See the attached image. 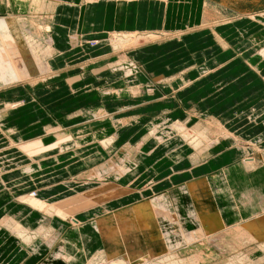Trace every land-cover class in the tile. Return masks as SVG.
Segmentation results:
<instances>
[{
	"label": "rangeland",
	"instance_id": "obj_1",
	"mask_svg": "<svg viewBox=\"0 0 264 264\" xmlns=\"http://www.w3.org/2000/svg\"><path fill=\"white\" fill-rule=\"evenodd\" d=\"M6 1H8L9 5H7L5 0L0 2V12L5 8L9 11H14L16 7L19 12L24 14L20 18L21 20H16L13 17L5 21L0 20V79L5 81V83L3 82L4 84L0 82V87L6 85V83L8 85L5 90L0 91V165L12 166V168L14 167V161L12 156V158L9 157V154H18L20 151L19 147L22 144L40 141L42 150H44L50 148L43 145L44 138L50 144V137L60 135L64 129L70 128L75 130L77 127L83 125H88L87 128L89 129L90 121L86 117H83V113L85 111H91V107L95 105H103L102 101L95 100L94 94H98V92L102 93L101 89L110 87L112 81L115 80L113 76L111 77V73L107 72L108 70H112L113 72L114 69L110 68L111 64L124 60L126 62L125 65L133 67V73L129 76L125 75L127 77L123 83L125 88L109 90L105 95L116 98L129 94L139 96L137 91L141 87L140 81L142 80L141 75H138L139 73H142L149 82H154L157 76L173 78L182 75L186 71L185 69H187L186 66H189L193 62H198L200 67L203 66L205 60L212 61L216 56L224 53L221 48V43L216 37L219 26L233 24L229 22L232 20L231 16H227L222 12L220 7L205 5L203 22L205 24L199 30L186 31L175 35H171L168 31L162 33H138L135 31H127L129 33L111 32L112 34L109 33L102 39L88 40L89 38L76 33V30L80 29L75 28L72 33L61 30L62 28L59 25L61 24L60 20L63 18L61 13L63 4L57 0ZM242 1L250 7H254L255 5L261 6V3H259L261 0ZM104 2L108 1L106 0ZM109 2L114 3V0H110ZM82 4L89 6L84 1ZM263 5L264 1L262 3ZM238 18L242 23L248 20H262L264 18V11L252 12L249 10ZM80 19L79 23L81 21ZM234 31L237 32V30ZM249 31L248 38H252L255 30ZM199 32L200 34H196ZM192 34H196L195 37H189L190 39L179 44L165 47L159 53L154 54L150 58L148 57V61L142 60L139 63L136 62V59H141L146 54L145 50H138L139 48L150 45L151 47L148 50H153L152 48H158L157 44L160 41L159 44L163 45L167 40H183ZM152 36L154 37L152 38ZM85 38L87 40H84ZM192 42L195 43L193 46L190 45ZM79 43L81 47L85 46L84 48H86L84 52L87 53V59L84 61V56L80 58L76 56L74 60L71 59L74 52L68 50L75 49V47L79 46ZM189 45L191 49L187 48ZM100 46L109 48L110 53L108 52L109 54L101 59L98 58L102 56H95V58H92V56L89 58L93 53L92 50L100 48ZM66 55L67 57L64 59L63 57ZM257 55L264 58V51L260 50ZM243 64L244 66L246 65L245 67L248 66L251 71H256V68L252 64L247 65L245 61ZM240 65L241 63L231 65L224 72L223 68H217L219 69L218 71L222 70V73L220 72L219 79L213 80L215 84L212 87L207 85L200 86L197 88V92L191 91L190 94L180 99L181 101H186L183 111L188 119H191H189L187 124L184 123L185 120H182L184 114H181V116L164 114L155 120L146 122L145 125L143 120H136L129 124L127 120L119 121V119L115 118L116 124H120L121 127L117 132L108 134L109 132L106 128L100 134L101 132L99 133V130L101 126L96 125V127L93 126L94 130L92 129L93 131H90V135L93 136L95 133H99V136H93L94 138L92 139L86 136L89 135L88 133H84L83 135L85 136L82 135L72 139L75 147L99 141L103 148L110 149V151L121 147L129 149L133 153L132 155H135V162L147 168V173L140 177L141 180L145 175H148V178L152 179L155 166L166 158L170 160H177L179 158L178 160H181L183 157L192 156L191 159L194 163L199 164L200 161L205 160L213 170L226 169L234 163L240 162L236 168H233L234 171L232 172L236 173L244 169L249 170L251 173L248 176L250 181L248 180L247 183H251L252 186L248 187L245 183V189L242 191L247 190V192H238L237 190L235 191V196L232 197L229 195L231 203L227 202L228 197H226V192H224L225 189L232 191L233 189L230 186L229 188L220 189L221 192H218V196L220 201H223V204L220 203V208L219 204L218 206L215 205L216 209H213L214 204L212 201H209L207 204L197 203V199L198 201L202 200H200V196L204 199L207 197L204 195L206 193L205 191V193L203 191L200 192V196H198L196 194L200 189L197 187L196 194L194 197H191L190 190L179 189L178 191L174 187L175 185H173L150 193L146 200H144L147 204L144 207H137L134 210L132 209V211L118 215L115 212H109L111 211L109 210L106 217L99 218L97 217L98 214H96L90 217L87 223L84 221V218H79L82 213L88 214L93 209L100 210V208L106 207L107 203L116 202L118 199L126 198L135 193V190L131 188L132 185L122 188L116 185L101 184L100 182L103 181L87 178L88 180L99 181V188L83 194L76 199L59 203L67 213L79 220L77 223L65 224L54 218H48L50 220L44 219L43 217L45 216L19 201V197L21 198L25 195L23 194L22 196L15 195L13 201L2 202V204H6L0 207V224L4 219L11 218L31 233H35L42 226H49L52 235L58 238L57 244L59 243L60 245L57 249L59 250L55 248L57 244L52 247L46 240L38 241L36 245L38 248L35 249H39L38 252L41 255L45 250L42 248V245L49 247L50 252L55 250L50 257L52 262H57H53V264H90L98 255L103 256L104 254L111 256L113 260L125 259L134 263H138L142 259H147L149 262H158L164 257L166 258L174 254L181 259L196 256L200 258L201 264H264V249L262 244L264 242L260 240L264 236V232H257L252 222L254 217L261 213L260 209L263 208L264 211V148L257 146L254 142H251V144L243 142L239 134L229 126L237 123L238 119H236V115H242L243 112L252 110L255 103L260 101V98L264 96V82L262 81L264 77L261 75H251L247 73L248 71L246 69L242 68V65L240 67ZM123 68L115 70L124 72L125 68ZM100 69V72H107L104 73V76H107L101 79L98 78V80L93 78L87 80V86L84 88L85 90H82L84 93L77 95L79 98L77 96L76 98L69 96V99H63L69 93L72 95L75 93L72 91L73 88L67 89L66 85L70 86V81L84 74L89 75L91 72H96L95 70ZM263 73L264 71L261 72V74ZM16 81H22V83L17 87L13 85L9 87V84H11L9 82L15 83ZM200 82H197V85ZM43 84H49V86ZM182 85H180V91L191 89L193 84ZM53 87L54 89H52ZM150 90H153V88H150ZM116 92H121V95H116ZM105 104L108 110L113 113L119 112L117 109L119 106L114 103L113 99H106ZM148 104L152 105V102ZM171 104L172 102L169 101L168 105ZM172 108L175 111L179 110L177 105ZM252 113V111L245 112L244 116ZM89 114L94 116L92 112ZM124 115H129L130 118L135 119H145L154 117L155 114L152 111H146L144 113V111L138 110L137 113H125ZM124 115L122 118L128 117ZM96 118L104 120L107 116L102 117L98 115ZM168 119L180 124V126L182 125V132L176 136L174 134L172 137L164 140L160 145H152L150 132L156 128L155 126L158 121ZM137 129L139 131L134 133ZM186 133L188 134V139L182 137ZM62 138L60 136V139L57 140L59 147L66 140L65 137ZM110 138H115V144L112 147H104V142ZM147 139L150 140L149 147H142L143 142ZM194 141L197 144L200 142L199 151L211 144L213 146H210L209 149L200 153L194 148L195 146L193 145H196ZM224 151L229 152L225 153ZM58 155L60 156L61 153L54 154V157ZM121 158H124L122 162L127 160L125 156L120 155L119 158L114 159V162ZM45 161L50 163V157ZM121 164L124 165V163ZM121 164L119 163L118 166ZM166 164L168 165V160L163 161L157 169L165 168ZM116 171V169L110 171L108 175L102 176V179L106 176L114 177V175H117ZM42 173L43 171L39 172L41 176H43ZM127 173L121 174L123 176L120 179H124ZM237 174L239 176L242 173ZM134 175L139 176V173H135ZM235 175L233 174L232 177L233 181L237 183ZM20 176H23L22 178L25 181V184H22L25 186L24 190L19 189L18 187L20 185L10 179L8 180L11 182L0 183V187L4 186V188H9L12 193L17 190L26 192V195L36 193V191H32L34 186L32 182L36 183L34 179L37 176H25L23 173ZM245 178H247L246 175ZM224 179L222 178L220 180L225 182ZM151 187H153V184L149 188ZM234 189H237V186H234ZM213 191L215 194L216 191ZM210 194L213 195L212 192ZM145 196L144 194H140L141 199ZM213 196L216 199V196ZM239 196L243 199H249L255 196L256 202L261 203L260 209L257 203H252V207H257L254 208L255 211L252 212L249 209L244 211L240 207L239 212L237 199H235V197ZM82 198L84 199L83 202H81ZM191 198H194V200L192 201ZM158 200L160 201L157 202ZM141 201L139 200L137 202ZM50 203L52 204V202ZM245 204L249 206L248 203ZM153 208H160L167 214L176 215V219L172 221L173 224L170 223V220L166 221L161 218L152 219L150 223L152 229L146 230L147 232L134 231L128 238L122 239L123 245L120 244L122 246H118L113 242L114 240L108 238L110 229L134 220H140L142 214L149 213ZM209 215H216L218 218H221L227 224L225 228H231L234 225L241 226L240 228L243 226L241 230L244 233H250V239L241 241L239 239L241 233L238 234L236 231L233 235H228L222 239H215L212 232H208L205 228V223H203L205 221L204 217L210 218ZM243 218L244 220H242ZM175 222H179L183 226L178 224L174 225ZM72 230L79 232L82 243H77L78 240L75 242L76 238L74 240L72 238L73 235L69 233ZM193 234H200L198 236V238H202V240L199 239L201 241L200 243L186 241L189 237H185ZM66 237L72 239L75 244H72L70 241H65L68 244V246H65L62 241L66 240ZM209 237H213V240L210 241L212 238ZM62 246L63 248L67 247L66 254H69L68 249L72 251L76 249V257L69 254L72 261L64 262L62 260H54V256L57 253L60 251L63 252Z\"/></svg>",
	"mask_w": 264,
	"mask_h": 264
},
{
	"label": "crops",
	"instance_id": "obj_2",
	"mask_svg": "<svg viewBox=\"0 0 264 264\" xmlns=\"http://www.w3.org/2000/svg\"><path fill=\"white\" fill-rule=\"evenodd\" d=\"M57 1L63 4L61 12L63 18L60 20V23L62 25H59L62 28L61 30L63 32L67 31V33H72L75 28L80 29L76 30V33H78L80 36L89 38L88 40L102 39L105 35H108L111 32L129 33L127 31H135L138 33H162L168 31V33H171V35H175L186 31L199 30L203 28L204 26L202 25L205 24L203 23L205 5H208L210 7H220L222 9V12H224L227 16H231L232 20L229 22L233 24L228 26H219L216 37L221 43V48L224 53L220 56L215 55L216 58L212 59V61H209L208 59L205 60V64L203 66L200 67L198 62H193L189 66H186L187 69H185L186 71L183 72L182 75L173 78L157 76L154 82H149L142 73H139L138 75H141L142 78V80L140 81L141 87L139 88V96L129 94L123 95L120 98H116L114 96L105 95L109 90L118 88L122 89L123 87L125 88V85L123 83L127 79V77L125 76L126 74H124L125 72H118L117 70H113L112 72V70H108L107 72H110L111 77L113 76L115 80H110L112 81V85L110 87L101 89L103 94L100 92H98V94H94L95 100L102 101L103 105H95L91 107V111H85L83 113V117H86V119L90 121L89 129L87 128L88 125L77 127L75 130H72L70 128L64 129V131L60 135H57L56 137H50V144L46 142L47 140L45 138L43 139V145H45V147H50V150L45 151L40 155L50 157V163H47L45 161V159L47 158L39 159L40 164H42L43 166L41 169L43 171V176L39 174L38 169L31 174L37 176V178L34 179L36 183L32 182L34 185L32 191H36V194L39 195L40 198L44 197L43 199L48 200L49 202H52L54 204H58L76 199L83 194L93 191L96 188H99L100 183H104L105 185H116L117 187L122 188H125L128 185H132L131 188L135 190V193L127 196L126 198L118 199L116 202L107 203L106 207L100 208V210L93 209L88 212V214L82 213L79 218H84V221H86L87 223L89 222L88 220H90L89 218L95 216L96 214H98L97 217L99 218L106 217L108 213H103L105 211L108 212L109 210H111L109 212H115L118 215L132 211V209L134 210L137 207H144L147 205L144 200H146L150 193L158 189L161 190L162 188L171 187L173 185H175L174 187L178 189V191L179 189H187V191L190 190L191 197H194V195L196 194L197 187L201 191L199 190L196 195L200 196L199 193L205 191L207 194L204 192V195H206L207 197L204 199L200 196V200H202L198 201L197 199V203L207 204L209 201H212L214 204L213 209L215 208V205L218 206L219 204L220 208L221 204H223V201H220V198L218 196V192H221V188L225 189L226 187L229 188L230 186L231 189H233L232 191H230L229 189L224 190V192H226L225 195H227L226 197H228V203H231L229 200L230 196L233 197L236 195L235 191L238 190V192H247V190H242L245 189V183L248 185V187L252 186L251 183H247V181L249 180L248 176L251 174L250 171L244 169L243 171H237L236 173L232 172L234 171L233 168H236L240 162L234 163L226 169L213 170L210 165L205 162V160L200 161L199 164L194 163L191 159L192 156H186V158L183 157L181 160H170L166 158L158 164L159 166H155V171L152 173V179L148 178V175H145L141 180L140 177L143 174L147 173V168L146 166L135 162V155H132L133 153L126 148L121 147L119 149H115L114 151H110V149L103 148L100 145V142L97 141L94 143H89L87 145L74 147V149L65 151L60 156H56L58 158L54 157V155L51 156V153H59L57 150L61 146L66 147L70 142H72L73 138L80 137L84 133H88L89 135L86 136H89L93 139L96 135L99 136L100 134H102L103 130L106 128L109 132L108 134L119 131V128L121 127L120 124H116L115 118L119 119V121L127 120L129 124L133 123L136 120H143V123L145 125L146 122L155 120L159 116L164 114H175L177 116H181V114H184V118L182 120H185L184 123L187 124L190 118L188 119L187 115L183 111L186 101H181L180 99L190 94L191 91L197 92V88L200 86L207 85L212 87L215 84V81L213 80L219 79V76L222 73V70L218 71L220 69L219 67L223 68L224 72L227 71V69L231 65L241 63L242 68L248 71L247 73H250L254 76L261 75L264 77V73L261 74V72L264 71V58L257 55L260 50L264 51V18L262 20L258 19L256 21L248 20L243 23L240 22L238 18L249 10H251L252 12L264 11V5L262 6L264 0H261L259 2L261 3V6L255 5L254 7L245 5L242 0H142V2L141 0H128L127 4L125 1L114 0V3H111L109 2L110 0H107L108 2H102L97 4L96 6H85V4H82L84 0ZM0 2H2V0H0ZM5 2L7 3V5H9L8 1L5 0ZM84 2L87 4L86 1ZM23 15L24 14L19 12L16 7L14 11H9L7 10V8H5L2 12H0V20L5 21L6 19L11 17L16 18V20H21L20 18H22ZM79 19L81 20L80 23ZM234 30H237V32H235ZM249 30H255L254 36L252 38H248V32H250ZM196 34H200V32ZM196 34L187 36L183 40H167L163 45L159 44L161 42L160 41L157 44L158 48H152L153 50H148V48L151 47L150 45H147L144 48H139L138 50H145L146 54L143 58L136 59V62L139 63L142 60L148 61L150 57H152L156 53H159L160 50L164 49L165 47L171 46L173 44H179L180 42L195 37ZM86 38L84 40H87ZM193 44L195 43L192 42L190 45L193 46ZM190 45L187 46L188 49H191ZM84 47H81L79 43V46L75 47V49H68L74 52L71 59L74 60L76 56L79 58L84 56L83 61L86 60L87 53L84 52V49H86ZM101 47L102 46H100V48H95L94 50H92L93 53L89 56V58H91L92 56V58H95V56H102L98 58L101 59L110 53L109 48L102 47L101 49ZM66 57L67 55L63 58L65 59ZM244 61L247 62V65L252 64L256 68V71L253 72L248 68V66L245 67L246 65L244 66L243 64ZM95 71L96 72L93 71L89 75L84 74L70 81L71 85H69L71 87L66 85L67 89L73 88L72 91L75 93H73V95L69 93V95L64 96L63 99H69V96L76 98V96L80 93H84L82 92V90H85L84 88L88 83L87 80L91 78L98 80V78L101 79L107 76H104V73L107 72H100L101 69ZM199 81L201 82L197 85V82ZM262 81L264 82V79ZM0 82L5 83V81H2L1 79ZM9 83H11L9 84V87L12 85L17 87L20 83H22V81ZM182 84L193 85L191 89H184L183 91H180V85L183 86ZM43 85L49 86V84ZM7 86V83L6 85H2L0 87V91L2 92L3 90H5ZM53 86L55 87V85ZM54 87L52 89H54ZM150 88H153V90H150ZM77 98L79 97L77 96ZM106 99H113L114 103L118 104V113H113L112 111L108 110V107L105 104ZM169 101L172 102L171 105H168ZM150 102H152V105L148 104ZM175 105L179 107L178 111H175L174 108H172ZM138 110L144 111V113H146V111H152L155 115L154 117L149 118L144 117L145 119H135L132 117L130 118L129 115H124L125 113H137ZM249 111H252L253 113L244 116V113H248ZM249 111L243 112L242 115H236V119H238L237 123L231 124L229 126L239 134V137L243 142L249 144H251V142H254L257 146L264 148V96H262L260 98V101L256 102L253 109H250ZM91 112L93 113V115L96 113H102L101 116H107V118L104 120H100L96 118L95 115H90L89 113ZM123 115L128 117L122 118ZM237 116L239 117L237 118ZM96 125L101 126L99 133L101 131L102 132L100 134L95 133L93 137L90 135V131L92 129L94 130L93 126L96 127ZM137 131H139V129H137L134 133H136ZM77 132L78 134H76ZM60 136H62L63 138L65 137L66 140H64L62 145L59 147L58 145L56 146V144L58 143L57 140L60 139ZM149 144L150 140L147 139L143 142L142 147H146ZM224 152L227 153L229 151ZM23 155L21 153L15 155L9 154V157H13L12 159L14 161V167L10 169L14 170L13 173L21 175L24 169L34 166L33 160L30 157ZM120 155L127 158V163H132L124 179H114L109 176L103 177L102 179V176H105L106 174H102L100 178H96L97 180L100 179V181H103L100 183L99 181H92L87 179L86 175L89 174V171L96 167H101V165L104 166L107 162H109V160L111 161L117 157L119 158ZM166 160H168V165L166 164L165 168L158 170L157 167L159 168L161 163ZM45 163H47L48 165ZM15 164H17V166H15ZM35 167L38 168L37 165ZM20 168L23 170H20ZM45 168L49 169L43 170ZM135 173H139V176L134 175ZM237 173L242 174L238 176ZM233 174H236L235 178L237 183L233 181ZM245 175L247 176V178H245ZM10 177L11 176L7 178ZM222 178H225V182L220 180ZM7 182L11 181H6V183ZM152 184L153 187L149 188ZM190 185H194L193 190L190 189ZM234 186H237V189H234ZM213 190L216 191L215 194ZM211 192L216 196L217 200L213 195L210 194ZM224 192L222 191L223 194ZM23 194H26V192L17 190L12 193L9 188H4V186H1L0 207L6 204H2L3 201H13L15 195L19 196ZM140 194H144L146 196L141 199ZM235 199H237L236 201L238 211L240 207H242L244 211L249 209L252 212L255 211L254 208H257L256 206L252 207V203H257L255 196L250 197L249 199H243L239 196L235 197ZM139 200L142 201L137 202ZM191 200L193 201L194 198H191ZM159 201L160 200H158L157 202ZM242 202L248 203L249 206H243L241 204ZM257 204L260 209L261 203ZM242 220H244V218ZM177 224L183 226L179 222L174 223V225ZM69 233L73 235L72 238H74V240L76 238L75 242L78 240L77 243H82L79 232H77L76 230H72ZM68 234L67 236L70 235ZM65 241H70L72 244H75L72 239H68L67 237ZM64 242L62 241V243ZM34 244L37 245L38 242H34L33 244L30 243L28 245L23 243L22 240L17 239L16 236H13L6 229L0 230V264H53V262H56H52L50 258L55 250H52L50 252L49 247H47L46 245H42V248L45 250L41 255L38 252L39 249H35V247L38 248V246H34ZM59 245L60 244L58 243L55 248L57 249ZM68 251L71 256L76 257V249L75 251L68 249ZM63 254H65V250H63ZM70 259L72 261L71 257Z\"/></svg>",
	"mask_w": 264,
	"mask_h": 264
},
{
	"label": "bare ground",
	"instance_id": "obj_3",
	"mask_svg": "<svg viewBox=\"0 0 264 264\" xmlns=\"http://www.w3.org/2000/svg\"><path fill=\"white\" fill-rule=\"evenodd\" d=\"M84 1H86L87 4L90 5V6H96L97 4L102 3V2H104L106 0H84ZM119 1L128 2V0H119ZM146 1H148V0H146ZM141 2H142V0H141ZM153 37L154 36H152V38ZM125 64H126V62L124 60L117 61L114 64H111L110 68L115 70V69H119V68H123L124 67L125 68V71H124L125 73L124 74H126V76H129V75H131L133 73V69H132L133 67L129 66V65H125ZM116 93H117L116 95H118V96L121 95V92H116ZM137 93H139V89H138ZM101 114H97L96 113L94 115H96V117H97L98 115L101 116ZM181 126L178 123L170 121V119L158 121V123L155 126L156 128H154L150 132L151 133V137H152L151 144L152 145H155V144L156 145H160L161 143L164 142V140L172 137L174 134H175V136L178 135V133L182 132L181 128L183 126L182 127ZM182 137L188 139V134L186 133V135H184ZM201 143H203V142H201ZM114 144H115V138L114 139L110 138L109 140L105 141L103 145H104V147L108 148L109 146L112 147ZM195 144L196 145H193V146H195L194 148L197 151H199L200 150L199 149L200 148L199 147L200 146L199 145L200 142H199V144H197L195 142ZM210 146H213V144H211ZM210 146L206 147L205 149H202L199 152L202 153L204 150L209 149ZM20 147H19V150H20L19 153L21 152L22 155L24 154L23 156L26 155V156L30 157L33 160L34 163H37V164H34V166L28 167V168H26L24 170L20 169V170H23L22 171L23 175L31 177L32 176L31 174L33 173V171H36V167H35L36 165L38 166V172L42 171L41 169H42L43 166H42V164H40L39 159H41V158H49V157H45L44 155H40V154L45 152V151L50 150V148L42 150L40 141L25 143V144H22V146H20ZM74 147H75V144L70 142L66 147H62L61 146L57 151L59 152V154L60 153L62 154L63 152L68 151V150H70V149H72ZM54 154H56V153L52 152L51 156H53ZM123 159L124 158H121L120 160H118L116 162H114V160H111V161L109 160V162H107L104 166L102 165L99 168H95L94 170L89 171V174L86 175V177L87 178H91L93 180H97L96 178L97 177L100 178L102 176V174L108 175V173H110V171L116 169L117 170L116 173H117L118 176L114 175V177H112V178L118 179L121 176H123L121 174H125V173H127L129 171V169L131 167V164H132V163H126L127 160L122 162ZM45 160H47V159H45ZM46 162L48 163V161H46ZM47 163H45V164H47ZM119 163L120 164L124 163V165L121 164V165L118 166ZM25 167H27V166H25ZM11 168H12V166L7 167V166H4V165H0V183L2 184V182L13 180V181H15V183L20 185L18 187L19 189H23L24 190L25 186L22 185V184H25V181L22 178L23 176H20V174H17V173H13L14 170L12 169L10 171ZM9 176H11L12 178L11 177L7 178ZM8 179H10V180H8ZM99 181H100V179H99ZM192 187L194 188L193 185H190V189H192ZM43 198H40V196L37 195L36 193L28 194V195L25 194L23 197H21V198L19 197V201H21L22 204L27 205L28 207H30L34 211H37L41 215L45 216V217H43L44 219L50 220L48 218H54V219H58L59 221L65 223V224L77 223L79 221L73 215L67 213L64 210V208H62L61 204H59V203L57 205L54 204V203L51 204L48 200H45ZM83 201H84V199L82 198L81 202H83ZM93 201H96V200H93ZM241 204L243 206L246 205L244 202H242ZM104 213H107V212L105 211ZM175 216H173L172 214H167V213H165V211H163L161 209L153 208L149 213L142 214L141 217H140V220H134V221L129 222L127 224H123V225L118 226L116 228L110 229V234L108 235V238L110 240H114L113 242L116 243L118 246H122L123 245L122 239L123 238H128L134 231L144 232L146 230H150L151 229L150 223L152 222L151 221L152 219L161 218V219H165L166 221L170 220L172 222L173 220L176 219ZM209 217L210 218L204 217L205 221L203 223H205L206 230H208V232L211 231L213 236L215 237V239H217V238L222 239V238H224V237H226L228 235H233V233L235 231L238 232V234L241 233V235L239 237V239L241 241L250 239L249 238L250 233H247V232L244 233L241 230L243 228V226H242V228H240L241 226H237V225L235 226L234 225V227L225 228V227H227V224L225 222H223V220H221V218H218L216 215H210ZM252 222H253V227L256 229L257 232L258 231L264 232V211H263V208L261 209V213H259L257 216H255ZM246 224H247V220H246ZM219 226H221V227H219ZM0 228L6 229L13 236H16L17 239L22 240L23 243L28 244V245L30 243L33 244L34 242L46 240V241L49 242L50 246H52V245H56L57 241H58V238L56 236H53L52 233L50 232L49 226L48 227L47 226H42L35 233H31V232H28V230L24 226H22L21 224H18L15 220L10 218V219H4V221H2L1 224H0ZM251 232H252V230H251ZM199 235L198 234L188 235L185 238L189 237V239L186 240L187 242L200 243L201 242L200 240H202V238L201 239L198 238ZM209 238H212V239H210V241L213 240V237H209ZM260 240H261V242H264V236H262L260 238ZM64 241L65 240H63V242ZM217 242H218V240H217ZM44 243H45V241H44ZM63 244L65 246H68V244L65 243V242ZM120 244H122V245H120ZM262 244H263V249H264V243H262ZM34 246H36V245L34 244ZM63 250L67 251V247H64ZM191 257L192 258L181 259L180 257L175 256L173 254V255H170V256H168L166 258L164 257L165 259L163 258L162 260H159L158 262H156V261L149 262L147 259H142L140 262L134 263V262H132L130 260H125V259L113 260L111 258V256H108V255L104 254L103 256L102 255H98L96 258H94L90 262V264H201L200 258H198L196 256H191ZM54 260H59V261L62 260L64 262L71 261L70 256L68 254H66V253L63 254L62 251H60L59 253L56 254V256H54Z\"/></svg>",
	"mask_w": 264,
	"mask_h": 264
}]
</instances>
